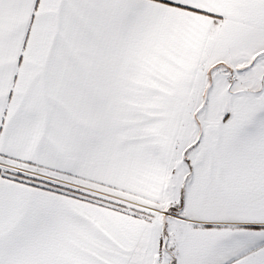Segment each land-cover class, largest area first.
I'll return each instance as SVG.
<instances>
[{"label": "snow or ice", "instance_id": "1", "mask_svg": "<svg viewBox=\"0 0 264 264\" xmlns=\"http://www.w3.org/2000/svg\"><path fill=\"white\" fill-rule=\"evenodd\" d=\"M0 264H264V0H0Z\"/></svg>", "mask_w": 264, "mask_h": 264}]
</instances>
